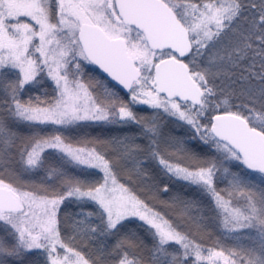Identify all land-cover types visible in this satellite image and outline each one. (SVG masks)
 <instances>
[{"label":"snow or ice","instance_id":"obj_1","mask_svg":"<svg viewBox=\"0 0 264 264\" xmlns=\"http://www.w3.org/2000/svg\"><path fill=\"white\" fill-rule=\"evenodd\" d=\"M88 66L99 75L85 82ZM45 79L51 95L31 91ZM0 93V171L15 153L25 171L58 182L0 177V222L13 238L0 236V257L35 251L32 264H92L65 241L118 236L95 264H264V0H0ZM163 117L184 134H163ZM94 125L137 132L65 135ZM129 159L142 178L139 165L155 162L207 205L175 195L161 201L169 219L117 178ZM207 221L221 232L212 248L189 227Z\"/></svg>","mask_w":264,"mask_h":264},{"label":"trees","instance_id":"obj_2","mask_svg":"<svg viewBox=\"0 0 264 264\" xmlns=\"http://www.w3.org/2000/svg\"><path fill=\"white\" fill-rule=\"evenodd\" d=\"M195 2L199 3L200 0H195ZM89 75H99V71L94 70L93 66H88L85 68V82L87 81V76ZM41 89H47L48 94H52L53 83L49 79H45L44 83L40 85L38 88L32 89L31 91L39 92ZM2 95V93H0ZM121 95L124 97L125 100L128 99L123 92ZM147 106H140L137 108H133V111L138 112L140 115H151V112L146 110ZM165 121V127L162 129L163 134H169L175 136H182L184 134V130L181 128H176L175 125L168 123V118L163 117ZM10 125L15 128L22 136H26L30 133V128L26 123L20 124H12ZM49 131L51 129H48ZM137 132V128L135 126H128L126 128H119L115 126H89L86 128L77 129L75 131L66 132L65 135L70 137H77V136H84L87 135L88 138L100 137V138H111V137H120L124 135H134ZM137 144L144 145L146 141L144 139H137ZM83 146V145H81ZM191 147L196 148L197 151L203 152L205 151L202 148H198L196 145H192ZM48 157L50 162L55 163L56 158L52 157L50 154L45 153ZM15 157L11 168L7 169L6 172L0 171V177L4 178L9 183H12L13 180L9 178V174H15V177L21 184H34L40 185L44 184L45 187L52 185L53 183H58L55 181L54 177H47L43 170L40 171H25L21 163L19 162V156L13 153ZM137 159L141 161H145V157L141 154L137 157ZM229 166L230 165H226ZM139 167L146 172V178H142L136 174V163L134 160L129 159L126 162H122L120 168L117 172V178L120 180L121 183L127 184L129 187H132L133 190L140 195L141 199H144L146 203L149 204L150 207H155L157 211L165 213V215L171 219L170 212L173 209H166L162 204L161 201H170L171 197L175 195H179L185 199H193V200H202L204 205H207L208 201L206 198H202L195 187H188L184 182H181L177 179H170L168 176L164 175V173L157 167L155 162L146 161L139 165ZM69 172H75V170L71 167L67 169ZM235 171V168H232ZM78 174V173H77ZM129 178L131 179V183H128ZM164 185H168L169 191L167 194L163 192H156V188H163ZM148 186H153L152 191H148ZM223 186V185H221ZM25 190L32 191L34 190L32 187H27ZM156 193V198H153V193ZM72 206L69 205V208ZM90 207V206H88ZM64 208L61 207V213H63ZM202 214L207 217L212 215L207 211H203ZM93 223H97V221L93 220ZM131 227H135V224L131 225ZM190 231L192 233V239H194L197 243H200L202 246L206 248H212L215 246V242L218 238L221 237V232L218 231L217 226L212 221H207V227L202 229H197L194 226H189ZM139 235L145 240L147 244H151V238L145 234L144 229H138ZM62 236H67L71 234L70 229L65 231L62 229ZM0 236L6 238V243L11 244L13 242V238L11 236H7L5 232V226L0 223ZM119 239L118 236H108V237H101L98 236L95 239H82L81 237H77L74 242L65 241L69 243L70 246L75 247L78 251H81L86 259L92 261V264H95L94 258L99 256L100 253L98 249L103 246L106 252L111 251L112 247L116 244L117 240ZM223 243H227L228 245L234 244V241H222ZM244 244H248L249 241H243ZM176 247V246H174ZM127 251V249H125ZM137 254H139V250H136ZM146 255V254H145ZM131 256V253H130ZM37 258V253L35 251L31 253H26L23 256V259H17L14 257H0L3 260L4 264H32V262ZM43 258L41 257V260ZM111 264H115L117 257L109 256L107 258ZM192 258H189L187 264H190ZM195 264V260L193 263Z\"/></svg>","mask_w":264,"mask_h":264},{"label":"rangeland","instance_id":"obj_3","mask_svg":"<svg viewBox=\"0 0 264 264\" xmlns=\"http://www.w3.org/2000/svg\"><path fill=\"white\" fill-rule=\"evenodd\" d=\"M6 182H8V181H6ZM0 223H2V222H0ZM2 224H3V223H2ZM204 255L206 256V255H207V253H205ZM190 258H192V261H191V263H193V261H194V257H190ZM188 259H189V258H188ZM191 263H190V264H191Z\"/></svg>","mask_w":264,"mask_h":264}]
</instances>
